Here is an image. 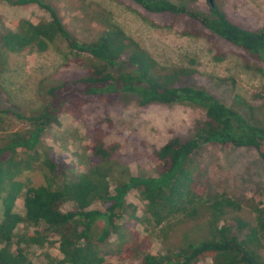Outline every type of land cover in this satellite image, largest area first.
Wrapping results in <instances>:
<instances>
[{
    "label": "trees",
    "instance_id": "1",
    "mask_svg": "<svg viewBox=\"0 0 264 264\" xmlns=\"http://www.w3.org/2000/svg\"><path fill=\"white\" fill-rule=\"evenodd\" d=\"M8 1L19 7L42 6L50 19H21L14 29H4L2 49L11 54L54 51L64 66L76 65L81 71L52 86L42 81L39 92L46 100L38 110L0 105V264H34L31 249L51 245L56 238L62 256L56 264H114L115 257L141 264H201L206 260L210 264H264V202H250L255 224L242 220L237 215L242 210L239 200L227 193H211L209 178L204 172L198 175L197 160L207 145H217L252 149L264 161V126L255 115L258 106L237 97V104L249 111L247 118L237 104H226L191 83L193 69L158 64L110 21H105L98 38L87 42L68 31L55 7L41 0ZM127 1L135 5H127L131 11L156 28L176 29V25L156 23L148 15L173 18L176 24L182 21L184 27L177 29L182 36L222 38L244 52L248 70L264 77V66H259L264 65V28L249 30L236 24L217 0L214 8L208 0V13L198 9L199 0H180L179 4ZM211 48L218 51L216 60L225 58L215 44ZM133 100L143 109L181 105L204 112L189 134L174 135L155 150L145 162L147 171L137 175L122 160V143L108 142L110 131L103 128L104 124L114 127L106 113L110 106ZM92 105L103 108L106 116L90 129V144L76 172L64 155L45 143L44 136L60 125L63 115L81 120ZM34 171L41 173L42 184L22 180ZM132 193L142 206L129 201ZM19 201L22 213L16 212ZM201 219L205 222L185 233L179 248L154 255L146 247L154 239L166 241L181 225ZM136 224L147 234L141 240ZM21 225L27 231L17 233Z\"/></svg>",
    "mask_w": 264,
    "mask_h": 264
},
{
    "label": "rangeland",
    "instance_id": "2",
    "mask_svg": "<svg viewBox=\"0 0 264 264\" xmlns=\"http://www.w3.org/2000/svg\"><path fill=\"white\" fill-rule=\"evenodd\" d=\"M172 1L180 3V0ZM41 2L55 7L68 31L82 41L88 42L98 38L104 30L105 21L118 25L158 64L193 69L194 73L189 81L203 87L222 102L236 105L239 97L251 105H257L255 115L264 126V77L248 70L244 65V52L222 38L216 36L209 41L182 36L177 31L184 27L182 21L176 24L173 18L169 20L168 17L147 14L148 18L156 23L176 25V29L156 28L131 11L127 5L133 4L127 0H41ZM216 4L236 24L249 30L264 28V0H217ZM197 7L206 13L210 11L208 0H199ZM21 19L38 22L50 19V14L39 5L19 7L11 5L8 0L0 1V33L4 29H14L15 23ZM214 44L225 57L222 61L215 59L218 51L212 50ZM251 61L252 65L256 64L255 60ZM64 64L63 58L54 51L11 54L0 45V105L6 109L12 106H19L27 111L40 109L46 100L39 92L42 81H45L47 86H52L81 71L76 65L66 67ZM259 66L264 65L259 63ZM235 107L242 115L249 117L246 108L238 104ZM106 113L114 121V127L110 129L107 124L103 125L104 129L110 131L107 141L122 143L124 146L120 151L122 160L132 169L134 175L142 170L146 172L145 162L155 150L160 149L174 135L189 134L194 129L196 121L202 119L204 115L201 109L181 105L143 109L135 100L126 105L119 103L110 106ZM105 116L103 108L99 110L97 105H92L81 120L63 115L60 125L50 129L44 136V141L57 154L64 155L67 163L77 172L81 169L80 159L86 154L85 148L90 144L88 138L90 129ZM197 160L200 163L198 175L201 176L204 172L205 177L209 178L210 192L227 193L236 197L242 206L237 215L242 220L255 224V214L251 206L249 207L250 202H264V161L258 154L249 148L223 149L217 145H207ZM27 179L37 185L43 183L40 172L26 173L22 180ZM129 201L142 206L136 193L130 195ZM96 207L97 205L94 208ZM16 212H23L21 201L16 205ZM139 215H142L141 211ZM195 222L181 225L170 233L166 241L154 239L146 243V247H149V251L154 255H164L167 250L179 248L184 234L196 229L205 222V219ZM143 228L136 224L140 240L147 235ZM26 231L22 225L17 229V233ZM57 241L58 238L54 239L51 245L47 243L43 248H32L29 253L34 264H56L61 260ZM131 259L115 257L112 262L141 264L139 260ZM210 263V260H206L201 264Z\"/></svg>",
    "mask_w": 264,
    "mask_h": 264
},
{
    "label": "water",
    "instance_id": "3",
    "mask_svg": "<svg viewBox=\"0 0 264 264\" xmlns=\"http://www.w3.org/2000/svg\"><path fill=\"white\" fill-rule=\"evenodd\" d=\"M209 3L213 8L215 7V0H209Z\"/></svg>",
    "mask_w": 264,
    "mask_h": 264
}]
</instances>
